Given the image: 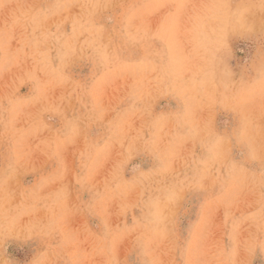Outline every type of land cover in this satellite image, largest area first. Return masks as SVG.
Wrapping results in <instances>:
<instances>
[{
  "label": "rangeland",
  "instance_id": "374dc122",
  "mask_svg": "<svg viewBox=\"0 0 264 264\" xmlns=\"http://www.w3.org/2000/svg\"><path fill=\"white\" fill-rule=\"evenodd\" d=\"M0 264H264V0H0Z\"/></svg>",
  "mask_w": 264,
  "mask_h": 264
}]
</instances>
